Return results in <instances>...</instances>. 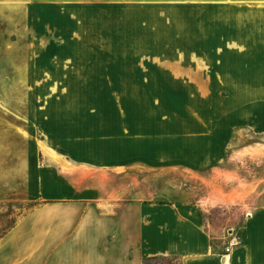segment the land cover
Returning <instances> with one entry per match:
<instances>
[{"label":"rangeland","instance_id":"1","mask_svg":"<svg viewBox=\"0 0 264 264\" xmlns=\"http://www.w3.org/2000/svg\"><path fill=\"white\" fill-rule=\"evenodd\" d=\"M261 3L0 0V139L18 130L87 150L133 148L136 164L151 152L167 189L190 179L179 168L205 162L241 190L238 202L253 201L264 187V80L234 78L218 45L222 26L264 25ZM12 201L15 214L32 204ZM210 215L226 218L223 230L236 225L234 209Z\"/></svg>","mask_w":264,"mask_h":264},{"label":"crops","instance_id":"2","mask_svg":"<svg viewBox=\"0 0 264 264\" xmlns=\"http://www.w3.org/2000/svg\"><path fill=\"white\" fill-rule=\"evenodd\" d=\"M208 1L244 10L264 2ZM221 28L227 33L218 45L222 63L237 66L234 78L264 80V25ZM7 112L5 121L17 122ZM13 133L0 139V200L32 204L0 236V264H264V187L244 205L238 202L241 190L216 179L201 162L178 170L190 177L191 188L181 178L167 189L164 175L151 174V152L138 153L143 161L136 164L133 148L121 153L98 143L87 150L81 141ZM218 195L232 202L218 203ZM218 207L235 210L239 226L230 227L242 235L229 254L223 250L226 218L210 215Z\"/></svg>","mask_w":264,"mask_h":264},{"label":"trees","instance_id":"3","mask_svg":"<svg viewBox=\"0 0 264 264\" xmlns=\"http://www.w3.org/2000/svg\"><path fill=\"white\" fill-rule=\"evenodd\" d=\"M3 202L0 201V206H2ZM8 206L7 208V211L3 212V213H0V221H1V224L2 227L0 228V236L8 229L10 228L11 226L14 225L15 221H16V218L17 216L20 214V213H14L13 212V207L16 206V207H21L18 202L16 201H7L5 202ZM31 206V205H30ZM30 206H26L27 208L30 207Z\"/></svg>","mask_w":264,"mask_h":264},{"label":"built area","instance_id":"4","mask_svg":"<svg viewBox=\"0 0 264 264\" xmlns=\"http://www.w3.org/2000/svg\"><path fill=\"white\" fill-rule=\"evenodd\" d=\"M246 216H250L251 214L247 212ZM242 243V235L238 228L236 227H228L225 230L224 235V245L223 250L225 254H229L231 250Z\"/></svg>","mask_w":264,"mask_h":264},{"label":"bare ground","instance_id":"5","mask_svg":"<svg viewBox=\"0 0 264 264\" xmlns=\"http://www.w3.org/2000/svg\"><path fill=\"white\" fill-rule=\"evenodd\" d=\"M219 200H221V199H219ZM221 201H222V200H221ZM223 202H229V201H227V200L224 199Z\"/></svg>","mask_w":264,"mask_h":264}]
</instances>
